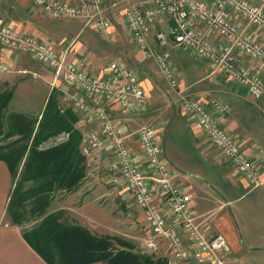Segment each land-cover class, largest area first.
<instances>
[{"label":"crops","instance_id":"1","mask_svg":"<svg viewBox=\"0 0 264 264\" xmlns=\"http://www.w3.org/2000/svg\"><path fill=\"white\" fill-rule=\"evenodd\" d=\"M66 1L80 4L85 0ZM121 1L124 0H107V3L119 7L118 4ZM132 1L143 7H148L153 4L154 0ZM207 1L210 4L214 2V0ZM252 1L259 3L262 0ZM42 10L33 0H0V24L13 26L20 33L34 34L61 53L68 47L66 62L75 63L95 76L109 78V64L117 56L122 57L128 67H134L145 90L144 105L131 112L124 110L116 100H107V105L119 130L133 149L136 164L146 172V175L148 174L152 190L159 192L162 185L160 181L156 180L157 175L148 164V159L142 151L143 146L139 132L143 127L153 125L157 127L158 137L164 146V157L174 170V180L184 191L187 190L194 194L191 204L193 214L198 223L210 227L208 235L223 234L228 239L236 258L235 264H243L247 251L264 252V241L255 243L254 240L249 241L247 238L245 240L241 234L243 228L251 235H254L256 230L264 229V169H262L263 185L260 187V191L256 192L259 194L249 198V193L240 192L232 199L225 200L222 197L217 190L219 189L217 184L221 181L207 171V167L217 166L220 163L210 153L211 149L203 145L204 140H199V138L208 137V135H205L206 133L201 130L194 118L183 110L178 101L177 91L170 87L154 59L147 57L145 52L138 48L125 21V16L127 30L125 29L124 33V31H120L112 18L118 16L117 9L112 8L110 18L113 22L112 31L116 35V39L111 42L98 35L93 27H86L83 19H54L47 16ZM231 16L234 24L241 31H245L254 42L264 45V30L248 23L236 12H232ZM170 23L166 17H160L157 29L167 31ZM198 26L199 29L206 32L208 39L215 45L218 47L226 45V40L216 32L209 30L204 23ZM71 43L72 46L69 48ZM0 46V65L6 68L5 70L0 69V85L1 82L6 87L13 84H11V88H13L14 95L9 103L11 109L41 118L47 105L46 102L53 90L56 89L60 93V107L74 109L79 118L77 126L83 133L80 153L85 156V177L73 191H58L63 193L61 198L56 200L55 194L49 206L51 207L50 211L36 219L31 226H27L28 228L22 223L12 222L13 219L7 207L14 186L13 178L7 163L0 159V264H51L33 246L31 239L26 235L47 216L58 215L63 224L79 225L96 235L91 230L90 223H93L92 221L100 222L99 214L106 212V205L107 212H109V206L115 200V190L119 189L125 193L127 201H131L137 208L138 206L131 193L126 188L114 184L110 178L107 164L112 159V149L108 142L103 153V163L97 165L94 162V150L87 140L88 136L91 132H97L105 138V134L94 115L87 114L86 111L78 109L67 101L66 95L72 91V86L64 79V76H55L54 71L44 65L31 64L27 58L30 56L28 54ZM150 46L155 47L156 51L164 54L170 60L178 73L180 88L193 94L208 107L211 108L212 104L218 101L230 104L233 109L234 106L244 104V98L247 100L250 98L251 95L248 94L246 87L234 82L223 72L216 71L208 59L197 55L189 47L184 45L161 46L155 37L151 38ZM240 57L247 68L264 76V67L261 63L244 54H241ZM227 114H216L215 117L219 124L231 132L235 138L237 134L235 135L231 131L233 129L243 132L241 133L243 137H239L244 138L245 133L249 132L247 131L249 127L247 128L241 123V112H238L236 117H226ZM59 135L62 137L61 142H65L69 138L67 133H60L51 138L54 139ZM236 139L239 140L238 137ZM247 140L248 138L239 140L241 147L250 156L255 157L254 147L249 146L250 142ZM103 197L107 202L106 205H103L105 202L100 203V199ZM247 198L248 202L237 206L234 211V204L244 202ZM162 205L169 218L174 220V213L170 205L165 201H162ZM250 205L251 215L248 212ZM259 207L261 211H258ZM139 211L142 213L140 209ZM108 217L109 215L106 218ZM148 230L150 231L149 228ZM159 249L165 253L163 255H166L172 264H183L172 257L168 245L163 241ZM88 264L106 263L94 261Z\"/></svg>","mask_w":264,"mask_h":264},{"label":"built area","instance_id":"2","mask_svg":"<svg viewBox=\"0 0 264 264\" xmlns=\"http://www.w3.org/2000/svg\"><path fill=\"white\" fill-rule=\"evenodd\" d=\"M33 1L51 18H80L86 27H93L101 37L111 42L116 39L110 18L114 5H109L107 0H85L80 4L66 0ZM125 1V21L136 45L158 64L170 87L177 91L183 110L194 118L205 135L211 137L249 185L254 188L262 186L264 147L254 145L256 156H250L215 117L216 114L231 112L232 106L215 101L210 108L181 89L178 73L170 60L150 46V40L155 37L161 46L189 47L197 55L208 59L216 71L228 75L234 82L246 87L253 98L260 99L264 96V76L247 68L240 55H247L264 67V45L254 42L245 31H241L231 15L236 12L248 23L264 30V0L259 3L252 0H214L211 4L207 0H154L148 7L132 0ZM160 17L170 20L167 31L157 29ZM201 23L223 37L226 45L218 47L209 40L206 32L199 29ZM0 45L28 54L54 71L55 76H64L72 86V91L66 95L67 101L96 117L106 139L97 132L88 136L87 140L94 150V162L97 165L103 163L108 142L112 149V159L107 164L110 178L114 184L131 193L142 211L151 233L144 241L147 248L157 250L163 241L177 262L235 264L236 258L228 239L223 234L208 235L210 227L197 222L191 205L194 194L176 184L172 165L164 157V146L158 137L157 127H143L139 138L148 164L162 185L159 192L152 190L148 174L136 164L133 149L109 113L107 100L110 99L118 101L124 110L130 112L144 105L145 90L134 67H128L123 58L117 56L109 64V78L95 76L75 63L66 62L68 47L61 53L34 34L20 33L7 24H0ZM71 46L72 43L69 48ZM0 69L6 68L0 65ZM162 201L170 205L174 220L167 215Z\"/></svg>","mask_w":264,"mask_h":264},{"label":"trees","instance_id":"3","mask_svg":"<svg viewBox=\"0 0 264 264\" xmlns=\"http://www.w3.org/2000/svg\"><path fill=\"white\" fill-rule=\"evenodd\" d=\"M12 89L0 87V159L9 166L14 185L7 209L12 222L23 223L28 205L39 219L48 211L56 192L76 189L86 175V164L80 153L83 133L77 126L78 115L72 107H60V93L53 90L39 118L11 109ZM60 133H67L69 138L41 147ZM26 235L51 264H170L166 257L126 249L110 255V239L79 225H65L58 215L47 216Z\"/></svg>","mask_w":264,"mask_h":264},{"label":"rangeland","instance_id":"4","mask_svg":"<svg viewBox=\"0 0 264 264\" xmlns=\"http://www.w3.org/2000/svg\"><path fill=\"white\" fill-rule=\"evenodd\" d=\"M118 6L119 7L113 6V8L117 9L118 16L112 18L116 22L120 31L121 32L124 31L125 33V29L127 28V25L124 21V16L126 9L125 7H127V3L124 0L121 1L118 4ZM27 58L31 62V64L34 65L40 64L39 61L36 60L34 57L28 56ZM15 83L18 84L17 82ZM11 84L8 85L10 88H11ZM0 87L4 88L6 86L3 85L1 82ZM244 100H245L244 104L237 107L234 106L231 112H229L226 115V117H233V116L236 117L238 112H241L240 121L245 127L247 128L249 127V129L247 130L249 132H246L245 133L246 136L244 138H241L243 137L241 136V133L243 132H240L239 129H235V130L233 129L231 131L235 135L237 134L236 138L238 137V139L241 141L242 139L244 140L248 138L247 142H250L249 146L254 147V145H257L264 147V96L260 99H255L252 96H250L248 100L245 98ZM13 107H15V104H13ZM61 138H62L61 135L57 136L54 139L51 138L49 141H45V143L42 146L48 147L56 143H59L61 142ZM199 140H204L203 145L211 149L210 153L216 159V161L220 163V165L217 166L213 165L207 167V171L211 175H213V177L215 176L216 179L219 178V180L221 181L220 183L217 184L218 185L217 187H219V189L217 190L221 193L222 197H224L225 200L234 198L235 195H239L240 192L241 193L247 192V194L249 193L248 194L249 198L253 197L252 195L259 194L256 192L260 191L261 186L254 188L251 185H249L247 180L244 179L243 176L240 175V173H238L236 167L233 165L231 160H229L225 156V154L219 148H217V146L211 140V137L204 136L202 138H199ZM115 191H116L114 197L115 200L114 203L110 204L109 212H107V205H106L107 202L105 200V197H103L100 199L101 200L100 203L103 204L105 202V204L103 205H106L105 206L106 212L104 214L102 213L99 214L98 218L100 222L92 221L93 223H90L92 226L90 228L96 235L111 240L110 241L111 246L107 251L108 254L111 255L113 253H117L120 250L124 251V249H126L136 252V254L137 253L141 255L149 254V256L152 255L154 257H166V255H163L165 253H163L161 249L150 250L149 248L146 247L145 245L146 242L144 241H146V239L150 237V231L148 230L146 221L143 218L144 217L143 214L131 201H127V195L125 193L119 191V189ZM62 194L63 193L61 192L56 193L55 196L56 200L57 199L59 200ZM245 202H248V198L244 202L234 204L233 206L234 211H236L237 206L242 205ZM257 205L259 204L257 203ZM31 206L32 205H28L27 207H25V212L27 214V217L22 224L25 225L26 228L31 226L36 221V219H38V217L36 218L37 215H34L33 212L30 210L32 209L30 208ZM50 208L51 207L48 208V211H50ZM251 211L252 208L250 205V210L248 211L249 215L252 214ZM258 211H261L260 207ZM108 215H109L108 217L109 219L106 218ZM247 232L248 231H245L244 228L241 231L242 237L244 236L243 238H245V240L246 238L249 241L254 240L253 242L255 243L264 241V229H259L254 231V235L253 234L251 235L249 234V232L248 233ZM243 261H244L243 264H264V252L247 251L244 255ZM170 264L172 263L170 262ZM183 264H188V263L185 262Z\"/></svg>","mask_w":264,"mask_h":264}]
</instances>
